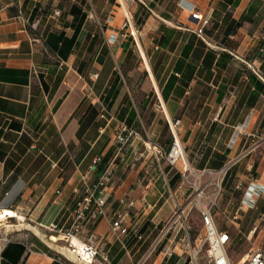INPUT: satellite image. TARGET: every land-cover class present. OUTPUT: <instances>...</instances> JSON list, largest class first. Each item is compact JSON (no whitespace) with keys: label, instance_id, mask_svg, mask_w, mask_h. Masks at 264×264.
<instances>
[{"label":"crops","instance_id":"obj_1","mask_svg":"<svg viewBox=\"0 0 264 264\" xmlns=\"http://www.w3.org/2000/svg\"><path fill=\"white\" fill-rule=\"evenodd\" d=\"M85 1L102 22L86 16L69 44L74 26L68 11L76 0H0V68L28 71L24 85L0 81V186H7L0 209H11L17 196L25 199L21 204L34 201L27 215L30 228L15 226L16 235L0 238V264L9 244L24 248L17 264L76 263L48 242L45 227L69 226L83 193L80 175L98 156L112 166V185L105 215L86 229L95 233L100 254L111 264H185L184 245L171 244L177 235L163 248L157 245L166 220L181 204L180 174L186 168L207 184L208 171L228 166L219 198L227 221L223 226L215 221L216 227L228 233L227 249L253 237L255 248L263 247L264 0L252 23L231 30L226 15L239 21L256 0H237L236 7L227 0H180V9L155 3L151 12L130 4L128 13L112 0ZM191 6L210 18L206 42L188 30L185 12ZM40 9L34 34L25 22ZM143 12L133 36L123 28L126 16L138 22ZM165 116L180 121L179 137L188 147L189 157L173 168L159 154L169 149L159 144L168 132ZM120 124L137 135L118 154L104 139L111 140ZM85 139L86 149L68 150V143ZM54 140L61 146L57 158L48 149ZM250 185L262 187L253 207L244 197ZM37 187L45 188L41 197L31 195ZM22 209L19 205L16 212ZM124 209H129L125 222L136 231L120 237L111 224L113 214ZM249 251L240 249L238 255L243 259Z\"/></svg>","mask_w":264,"mask_h":264},{"label":"built area","instance_id":"obj_2","mask_svg":"<svg viewBox=\"0 0 264 264\" xmlns=\"http://www.w3.org/2000/svg\"><path fill=\"white\" fill-rule=\"evenodd\" d=\"M14 0H9L13 3ZM189 14L187 16L190 24L189 31L194 33L198 38L206 42L204 37V30L209 24L210 18L202 14L195 7L191 6L188 8ZM127 12V11H126ZM58 14V12H56ZM19 16L21 12L18 10ZM28 27L34 31H38L40 20H34L29 23L26 21ZM123 28L131 29V34L137 32V28L133 20L126 16ZM159 108L163 111V106L159 104ZM164 112V111H163ZM103 118V116H101ZM166 117L168 130L171 136L172 144L168 152L160 151V157L163 158L170 166H174L177 162H184L183 154L185 155V147L179 137L178 128L180 126L179 120H171ZM137 134L133 130L129 129L125 124H120L116 129L112 137V145L116 147L117 153L119 154L124 146L128 143L130 138L135 137ZM100 162V157H96L92 165L84 173L80 175V183L83 188V193L75 202V206L72 212L71 222L68 227L59 226L58 223L52 222L49 226L45 227L50 232L48 239L52 237L59 241H63L68 250L72 252L76 259L77 264H111L108 259L100 254V246L98 244L96 235L93 231L86 229V224L89 222H95L98 218L105 215V207L107 205L108 193L107 187L112 185V166H107L106 169L98 174H95L96 165ZM56 165L52 166L53 168ZM228 171V166H223L218 170L208 171L207 173L211 176V181L205 185L210 186L214 179H220V183L223 182ZM190 175H193L196 180H199L201 175L198 176L194 171L185 169L181 172L180 176L183 180L188 181ZM194 187L200 198L205 197L198 183H194ZM58 195L60 192H56ZM262 193V187L250 185L247 187L244 197L248 203V207H253L256 200ZM245 202H242V204ZM215 207V202L210 198L206 204H200L198 206L202 230L203 240L200 244V248L206 247L208 264H232L227 253V246L230 242V237L227 232L221 231L216 227L212 210ZM129 217V209L117 211L113 214L111 232L118 236H129L136 230L130 228L125 222V219ZM236 219V218H234ZM256 228H254L255 230ZM85 235V240L82 236ZM139 238V236H138ZM8 241L7 239H5ZM184 242V239H180ZM238 264H264V246L261 248H254L249 251L243 259H240Z\"/></svg>","mask_w":264,"mask_h":264},{"label":"rangeland","instance_id":"obj_3","mask_svg":"<svg viewBox=\"0 0 264 264\" xmlns=\"http://www.w3.org/2000/svg\"><path fill=\"white\" fill-rule=\"evenodd\" d=\"M113 1V5H115L116 7H124L125 10L128 13V8H130V4L134 5L135 4H140L141 6L147 5L148 4H155L158 3L160 4H164L166 6V8L170 9L171 8H176V9H180V7L178 6V4H180V0H158L157 2L152 0H112ZM115 1H117L116 3H114ZM257 4L261 1L256 0L254 1V3ZM124 5H123V4ZM83 10L86 11V14L89 18V20H91L92 22H94V24L100 22L99 21V17L96 16L95 14V10L93 7H91V5H89L87 3V5H83L82 7ZM114 11H117L119 14H121V16L123 15V10L122 9H117V8H113ZM264 15V7L262 8L261 11ZM186 16L189 14L188 12H185ZM144 12L141 14L140 16V20L143 17ZM102 22V21H101ZM100 22V23H101ZM121 20L117 21V24L121 25ZM136 25L139 24V22H135ZM246 67H248L247 65H245ZM249 68V67H248ZM168 130V128H167ZM170 134L169 131L167 132V134H165V138L163 140H161V142H159L160 145H162L164 148V145H167L166 141L169 140ZM43 142H45V140H42ZM88 140H79V144L76 145V143H68L67 148L70 152H73L76 150L77 146L78 147H82V148H87L88 144H87ZM109 141L112 140H106L104 139L105 145L106 146L108 144ZM183 144L185 145V139L182 138ZM59 142V140H54L51 141L50 143H48V149L49 151H52L54 153V155L57 157H59L60 152H61V146L57 145ZM188 147H186L185 149V158H188ZM40 159L43 158L41 155L39 157ZM44 159V158H43ZM62 162V161H61ZM59 164V166H63L64 164ZM177 167V164L174 165ZM173 166V167H174ZM67 167V166H66ZM69 167V166H68ZM172 166H167V168H171ZM172 167V168H173ZM74 168V166H72L70 169L72 170ZM181 177V176H180ZM179 177V178H180ZM190 177V176H189ZM182 179V177H181ZM183 180V179H182ZM206 180H208L207 178H203L202 181L200 180H196V178H191L190 182L188 183L185 180V183L182 185V195L181 196V201H180V206L178 207V209H176L175 213L172 214L171 218H169L168 220H166L165 224H164V230H163V234L159 236L158 238V245L161 248H163L166 244H168V240L173 236V234L177 235L175 237V240H173V242L171 243L172 246L176 245V243H180L181 246L180 249L182 250V258L185 260V264H190V262L192 264H208V258H207V252H206V247H203L202 249L200 248V244L203 240V230H202V223H201V216H200V212L198 209V206H200V204H206L207 200L210 198L212 201L215 202V207L212 210V215L214 216V219L216 221L217 224L219 225H224L225 222L227 221L226 219H224L223 215L220 212L219 209V198L224 194L223 191V187L225 186V184L222 182L220 183V188L218 187V182H220V179H214L212 180L213 183L208 186L205 187L206 185ZM211 181V180H210ZM209 181V182H210ZM198 183V186H200V188L202 189L203 193L205 194V197L200 198L198 196V193L195 190L194 187V183ZM208 182V183H209ZM27 190L28 193V189H34V188H24ZM7 190V186H0V201H2L4 199V197L6 196L4 193ZM45 190V188L43 187H37L35 188L33 191V193L31 195H35L36 197H41L42 196V192ZM24 191V190H23ZM57 195V193H56ZM238 197V196H237ZM25 199H21L20 197L17 196V198H15L13 201H11V210L16 212V207L19 205L23 206L22 210H18L19 215L24 216L25 220L24 223L26 224V226H22L21 228H30L28 224H30L31 222L28 220V212L32 207V204L34 201H32L31 204H28L26 202V204H21L22 201H24ZM28 200V199H27ZM35 200V199H34ZM20 202V203H19ZM184 212V213H183ZM180 224L183 225V227H185V230L187 233H184L183 229L180 227ZM263 224V222L261 223ZM5 225H9V228H4ZM12 225V226H11ZM19 225V221H17L15 218H8L6 217V219L0 220V238L4 239V241H6V237L10 238V236L12 235H16L13 234L14 230H15V226ZM32 226H35V224H31ZM161 228V227H160ZM181 228V229H180ZM183 231V233H182ZM184 235H186L185 237V241L184 242H179V238L183 237ZM48 239V238H47ZM238 241V239H234L232 244H236V242ZM256 239V237L251 238L250 240H246V239H242L240 241H238V246H234L233 248H228L227 251L230 252L228 253V256L230 257V261L232 262V264H238L240 262V256L238 255V253L240 252V249H243L245 252L249 251L251 249H254L258 243V241ZM48 242H50L51 244L55 245L58 248H63L68 250L66 244L63 241H59L57 239H48ZM173 248V247H171ZM235 253V254H232ZM237 253V254H236ZM73 255V254H72ZM68 256V255H66ZM74 259V262H77L75 257L72 256ZM149 262V261H148ZM146 263V264H150V263ZM72 264V263H70ZM77 264V263H75Z\"/></svg>","mask_w":264,"mask_h":264},{"label":"trees","instance_id":"obj_4","mask_svg":"<svg viewBox=\"0 0 264 264\" xmlns=\"http://www.w3.org/2000/svg\"><path fill=\"white\" fill-rule=\"evenodd\" d=\"M76 1H77L78 4H73L70 7V10L68 11V13L71 16H73L72 25L74 26L73 36H72V38L70 40H68L69 44H72V42L74 41L75 36L78 33L82 22L86 19V16H87L86 12L82 9L83 5L84 6L86 5V1L85 0H76ZM154 1L157 2L158 0H154ZM227 2H228L229 5H231V7H236V5H237V0H227ZM142 7L145 9L144 11L151 12V9L154 7V4H148V6L144 5ZM258 9H259V3L258 4H257V2L253 3L252 5H250L248 7V10H247L246 14H244L240 18L239 21H235V20L231 19V13L226 15L228 17V19L230 20L229 24H228L229 30H231V28L233 26L235 28H239L245 22L252 23L255 20V18H256L255 15H256ZM36 11L38 13V16L33 18V19H31V20H29L28 21L29 23H31V22H33L34 20H37V19L40 20L41 15L44 13L43 9L36 10ZM140 21L141 20L139 19L138 22H140ZM133 22L136 25L134 20H133ZM38 30H39V27H38ZM37 32H34V34L37 33ZM225 33H226V31H225ZM225 35L227 36L228 34H225ZM41 37H42V34H41ZM204 37L206 39V30H204ZM248 77L250 78L251 81H255L256 80V77L250 72L248 73ZM0 81L7 82V83H14V84L24 85V84H26L28 82V71H26V70H13V69H7V68H0ZM126 126L128 127V125H126ZM167 144H169V149H170V146L172 144L171 136L169 137V140L167 141ZM169 149H168V151H169ZM105 164H106V160H104L103 158H100V162L96 165V170L95 171L97 173L103 172L106 169V167L108 166L109 163L107 165H105ZM218 169H220V167ZM0 210H3V209H0ZM23 251H24V248L22 246L18 245V244H9V245H7L6 248L3 250V252L1 253V258H2L1 264H17L18 261L20 260L21 256H22ZM62 262L64 264H69L70 263V262H68L65 259H63Z\"/></svg>","mask_w":264,"mask_h":264},{"label":"bare ground","instance_id":"obj_5","mask_svg":"<svg viewBox=\"0 0 264 264\" xmlns=\"http://www.w3.org/2000/svg\"><path fill=\"white\" fill-rule=\"evenodd\" d=\"M183 159L184 160H186V158H185V155L183 154ZM186 169H188V168H186ZM6 217H8V218H15L17 221H19V223H20V225H18L19 227H21V226H25V223H24V218L21 216V215H19V214H17L15 211H13V210H11V209H3V210H0V220H3V219H6ZM12 226V225H11ZM13 226H15V225H13ZM10 226L9 225H5L4 226V228H9ZM17 228V227H16ZM52 239H54V237H52ZM56 239V238H55ZM50 243V242H49ZM51 244V243H50ZM51 246H53V245H51ZM60 250V249H59ZM61 250H63L64 252H67L68 254H72V252L71 251H69V250H66V249H61ZM60 250V251H61ZM62 251V252H63ZM72 257V256H71Z\"/></svg>","mask_w":264,"mask_h":264}]
</instances>
